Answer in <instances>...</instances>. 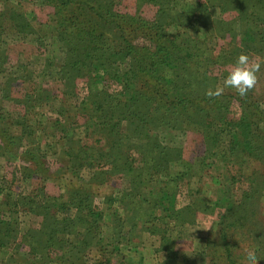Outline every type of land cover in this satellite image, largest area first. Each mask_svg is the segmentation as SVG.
I'll return each instance as SVG.
<instances>
[{"label":"trees","instance_id":"1","mask_svg":"<svg viewBox=\"0 0 264 264\" xmlns=\"http://www.w3.org/2000/svg\"><path fill=\"white\" fill-rule=\"evenodd\" d=\"M28 1L46 8L47 18L7 4L0 38L56 40L62 55L45 63L55 78L34 89L0 41L1 97L18 106L17 114L0 106V156L20 158L24 180L45 181L50 165L37 139L58 131L78 182L59 195L46 183L25 194L0 189V249H17V264H137L147 233L153 252L164 254L159 264H182L185 250L175 247L183 228L211 217L218 228L202 251L209 264H244L248 250L264 264V233L253 229L264 224V100L253 97L264 79V0ZM145 7L156 9L154 17ZM241 53L261 62L256 86L243 98L231 89L207 96ZM14 66L16 77L7 72ZM16 79L18 99L10 90ZM36 108L46 111L44 127L32 123ZM78 126L81 137L67 134ZM165 128L186 144L163 142L157 134ZM112 179L124 186L96 204L88 186ZM193 180L210 188L191 191ZM19 212L36 215L37 224L21 231Z\"/></svg>","mask_w":264,"mask_h":264},{"label":"rangeland","instance_id":"2","mask_svg":"<svg viewBox=\"0 0 264 264\" xmlns=\"http://www.w3.org/2000/svg\"><path fill=\"white\" fill-rule=\"evenodd\" d=\"M192 1V0H191ZM11 3H7L4 0H0V12L7 4L11 5V9L22 12L27 14L32 12V14L39 17V19H46L48 13H46V8L43 7L38 3H31L28 0H10ZM131 8V7H130ZM146 15L145 17L152 18L154 17V13L156 11L155 8L145 7L143 8ZM213 14H215L214 10H211ZM33 26L34 23H32ZM8 24L4 22V27H7ZM34 28V27H33ZM201 32V31H200ZM36 36L31 35L28 37H24L23 35H4L0 39L3 41V50L5 49L4 56L8 57V60H15V66L17 64H24L25 68H27L30 76L33 80L32 88L36 89L35 87L43 85L45 82H50L54 76V68L53 66L47 67L45 65L47 59H53L55 55L59 59L61 57V51L58 49V43L55 42L56 40H45V42H39V40H35ZM44 44V45H43ZM43 45V46H42ZM18 61V63H17ZM11 63V62H10ZM9 67V73L15 74L17 76L20 68L18 67ZM1 68V67H0ZM3 74V73H2ZM0 74V84L3 82L4 77ZM17 80V79H16ZM1 89V85H0ZM12 91V97L15 99L20 98L22 93V86L20 85L19 81L17 80L14 83V87L10 89ZM3 96V95H2ZM253 97L257 100H264V79L261 80L256 89L253 91ZM59 100V97L56 98ZM0 106L3 104L4 112L7 114H17L13 113L11 109H18L17 104L11 102L10 100L2 99L0 93ZM262 109H264V101ZM57 102L54 103V105ZM52 105L50 108H46L47 111L50 112V115H56V106ZM45 110L37 109L32 117V123L34 126L42 125L45 123ZM47 115V114H46ZM81 122V120H79ZM44 127V126H43ZM54 130V129H53ZM52 130V132H53ZM38 132H40L38 130ZM58 131H54V134L48 133L45 136H38V141L40 142V148L42 152H44L45 158L50 165V173L47 175V179L42 181L40 175H34L30 180L23 179V170L24 164L22 163L21 159H14V158H5L0 156V189L4 192H11V193H28L32 191L33 188L40 186L42 183H46L47 191L53 195H59L64 193L65 188L72 187V184H76L78 182L76 178L70 172L69 160L67 156L61 151L62 150V143L63 139L59 136H56ZM67 134H72L74 136H82V126L72 127V129L67 132ZM159 138L165 142L166 144L171 145H185L186 139L185 136L179 134L176 131L169 130L168 128L160 129L158 134ZM34 143V141H33ZM34 145V144H33ZM32 143L29 146H33ZM250 170L251 168H256L257 164L252 162L248 165ZM91 171L90 168L84 167L81 170L80 176L84 179L89 177V172ZM16 182V183H14ZM191 183V182H190ZM124 183L120 181V179L110 180L109 182L99 183L97 181L93 182L89 187L90 192L94 195L95 203H101V200L109 197L115 196L119 190L122 189ZM191 191L200 190L201 193H206L208 188H210V184L204 181H196L193 180V183L190 184ZM19 228L21 231L25 230L31 223L34 225L37 224L39 217L33 214H28L24 212H19ZM260 220L261 222L264 220V204L260 207ZM264 223V221L262 222ZM217 226V220L211 219V217H204L197 220L195 225H186L184 230V237L179 246L175 248H183L185 251L182 253L184 260L181 261L182 264H209L205 259L202 257V251L205 253L206 249L203 248L204 239L209 236L211 232H215ZM261 228L264 233V224L260 225L259 222L253 225V229ZM258 230V229H256ZM143 237L144 245L146 248L141 249L138 254L135 255L137 264H159L162 260L164 254L163 253H154V238L149 237L147 233L144 234ZM205 240V241H206ZM135 242L138 241V237L134 239ZM261 241L264 242V235L262 236ZM154 244V245H153ZM156 246V245H155ZM123 247V245L121 246ZM263 247V246H262ZM23 248V247H22ZM124 248V247H123ZM25 248L22 249L24 251ZM125 249V248H124ZM22 251H19L18 256H24L21 254ZM17 249H0V264H17V259L14 260L16 257ZM15 253V254H14ZM14 254V255H13Z\"/></svg>","mask_w":264,"mask_h":264},{"label":"clouds","instance_id":"3","mask_svg":"<svg viewBox=\"0 0 264 264\" xmlns=\"http://www.w3.org/2000/svg\"><path fill=\"white\" fill-rule=\"evenodd\" d=\"M261 62L250 61L247 54L241 53L236 59L234 66L223 80V85L210 88L206 91L209 97L221 96L225 89L234 90L240 97H245L257 84V73L260 71ZM258 257L253 250H248L244 264H257Z\"/></svg>","mask_w":264,"mask_h":264}]
</instances>
